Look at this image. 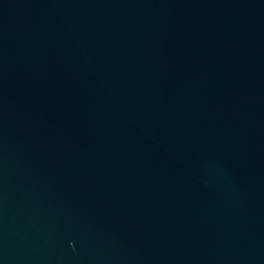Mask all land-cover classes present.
<instances>
[{"label": "water", "instance_id": "obj_1", "mask_svg": "<svg viewBox=\"0 0 264 264\" xmlns=\"http://www.w3.org/2000/svg\"><path fill=\"white\" fill-rule=\"evenodd\" d=\"M264 149V0H0V264H240Z\"/></svg>", "mask_w": 264, "mask_h": 264}]
</instances>
